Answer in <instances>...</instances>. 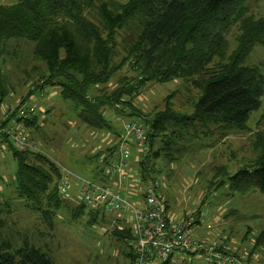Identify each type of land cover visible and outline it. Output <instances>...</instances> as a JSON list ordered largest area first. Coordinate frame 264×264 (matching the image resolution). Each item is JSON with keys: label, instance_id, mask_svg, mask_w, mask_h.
Segmentation results:
<instances>
[{"label": "trees", "instance_id": "1", "mask_svg": "<svg viewBox=\"0 0 264 264\" xmlns=\"http://www.w3.org/2000/svg\"><path fill=\"white\" fill-rule=\"evenodd\" d=\"M97 1L13 0L0 4V114L10 107L5 100L8 91L14 90V85L1 73V66L11 42L20 40L14 52L17 54L19 47H25L23 45L30 46L32 68L36 69L37 77L29 82L34 89L17 105L32 101L37 91L43 95L45 87L56 86L62 100L76 109L81 123L101 133L109 129L110 116L120 113L123 102H128V106H124L128 109L123 108L124 114L129 119H141L149 127V158L153 170L149 171L141 162L140 174L148 170L157 176L153 160L168 155L176 147V139L205 136L208 125L227 123L238 129L247 128V120L251 112L259 108L264 94V73L259 65L247 63L255 46L264 45V17H244L249 10L248 0H124L119 3L100 0L96 4ZM96 8L100 18L91 20L89 13ZM242 16L245 18L242 33L236 47L230 51L227 35ZM129 20L139 22V31L124 36L121 30ZM125 66L130 67L131 75L119 74ZM13 67L19 69L16 85H25L29 81H25L28 67L17 63ZM115 76L118 80L112 95H106L103 89L102 96L89 93L91 88L108 84ZM175 78H192V85L201 91L191 115L170 112L166 104L163 111L152 113L148 118L141 116V110L136 112L133 100L142 87L153 80ZM22 123L37 126V115ZM171 126L177 128L168 135L166 131ZM124 135L123 129L122 134L114 135V141L97 153V157L103 155L95 173L97 181H101L108 161L118 158L119 142ZM258 144L264 150L262 140ZM6 152L16 162L13 189L42 219L49 220V212H56V216L57 210L70 205L68 201L72 196L77 197L79 186L76 184L74 191L61 192L62 175L49 156L30 149L20 151L12 144L7 146ZM30 155L36 156V160L30 159ZM130 158L135 159L134 152ZM38 159L45 161L50 170L40 165ZM250 165L239 168L229 177L233 193L257 189L264 194V155ZM53 183L56 185L50 189ZM159 193L161 195L160 188ZM78 201L76 206L80 210L74 216L85 207ZM98 211L91 209L90 214L97 215ZM114 233L124 240H133V232L128 227L118 225ZM9 248L8 243L0 247V264H53L50 256L35 246L26 244L14 252L8 251ZM220 250L232 255L226 248ZM127 255L128 264H132V249Z\"/></svg>", "mask_w": 264, "mask_h": 264}, {"label": "rangeland", "instance_id": "2", "mask_svg": "<svg viewBox=\"0 0 264 264\" xmlns=\"http://www.w3.org/2000/svg\"><path fill=\"white\" fill-rule=\"evenodd\" d=\"M123 1L111 0L114 3ZM12 2L13 0H0V4ZM98 3L100 0L96 4ZM247 6L249 10L245 18L264 17V0H248ZM97 16L99 17L97 8L89 13L91 20H97ZM244 17L232 26L227 35L230 51L236 47L237 38L242 33ZM137 20L126 21L121 33L126 36L139 31ZM19 41L11 42L9 54L1 66V73L16 90L8 91L5 102L10 106L17 105L22 97L28 95L29 90L34 89V85L29 82L31 78L37 77L36 69L32 68L34 63L30 58V46L19 47L15 54V46ZM121 55L119 53V57ZM15 63L21 67L22 64L26 65L29 69L28 77H25V81H29L25 85H16L19 69H14ZM247 63L259 65L264 73V45L255 46L247 57ZM128 68L130 67L125 66L123 73L119 74H129ZM191 79L148 82L133 100V106L137 109L135 111L141 110V116L148 118L152 113L163 111L167 105L170 112L191 115L201 92L192 85ZM117 80L115 76L108 84L91 88L89 93L102 96L103 89L110 96L115 91ZM42 92L43 95L37 91L31 97L37 105V127L21 125L31 146H34L30 150L49 156L60 169L61 175L68 177L73 184L71 191L75 189L77 177L99 180L95 173L103 155H96L104 149L105 144L114 141V135L123 133L124 123L130 120L124 114L128 109L124 106L129 103L123 102L125 110L122 108L118 110L120 113L110 116L111 128L95 133L100 131L81 123L76 109L70 108L69 102L60 97L58 87L48 86ZM111 99L114 101V96ZM174 128L177 127L168 128L167 134L172 135ZM205 130L207 134L199 138L176 139V147L168 155L163 154L160 159L153 160L160 181L161 196L168 206V215L170 218H177L184 213L197 214L200 220L193 231L195 239L203 243H217L222 250L226 248L244 264H264V194L257 189L233 193L229 186L232 174L239 168L251 167L250 164L256 163L264 155V150L258 144L262 140L264 145V94L259 108L251 112L246 129L216 123L208 125ZM29 157L34 161L37 158L34 155ZM44 162L38 159L40 165L50 170ZM128 163L129 179L134 182L140 175L141 164L131 158ZM15 169L16 162L9 152L0 155V247L3 243H8V251L14 252L26 244L35 246L46 252L53 264L129 263L127 251L132 248L133 241L120 238L114 231L118 225L133 231L130 214L126 211L104 213L99 210L93 216L90 210L95 207L85 206L81 213L74 216L80 207L76 206L79 198L72 196V200L68 201L70 205L57 210L56 216V212H49L51 218L44 220L13 189ZM56 181V184L59 183L57 178ZM55 185L53 183L50 189ZM130 199L133 201L132 197ZM121 216L119 224H116L115 217ZM168 264L207 262L201 253H174Z\"/></svg>", "mask_w": 264, "mask_h": 264}, {"label": "built area", "instance_id": "3", "mask_svg": "<svg viewBox=\"0 0 264 264\" xmlns=\"http://www.w3.org/2000/svg\"><path fill=\"white\" fill-rule=\"evenodd\" d=\"M36 111L37 105L34 101L2 110L0 155L6 152L9 144L20 151L34 147L22 129V120L36 115ZM123 127L126 135L119 142L118 158L109 160L103 167L101 181L77 177L74 184L79 186L77 198L85 206L95 207L104 213L115 210L122 213L126 211L131 215L132 264H164L174 253H201L208 263L244 264L236 257L224 254L217 243H203L194 238L193 231L199 220L197 214L184 213L177 218L169 217L165 201L159 193L160 181L157 176L148 173V170H153V163L149 158V127L138 118L126 121ZM133 152L135 161L144 162L148 170L131 182L128 159ZM71 185L68 177L62 175L61 192L68 193ZM122 216L115 217V223Z\"/></svg>", "mask_w": 264, "mask_h": 264}, {"label": "crops", "instance_id": "4", "mask_svg": "<svg viewBox=\"0 0 264 264\" xmlns=\"http://www.w3.org/2000/svg\"><path fill=\"white\" fill-rule=\"evenodd\" d=\"M18 104V103H17ZM47 110H48V108H47ZM38 118H39V115H37V123H38ZM38 125V124H37ZM40 125V124H39ZM27 127H32V126H27ZM35 127H37V126H35ZM134 161H135V159L134 158H132ZM133 175V174H132ZM178 217H180V215L178 216ZM199 220H200V217H199ZM199 220H198V222H199Z\"/></svg>", "mask_w": 264, "mask_h": 264}]
</instances>
